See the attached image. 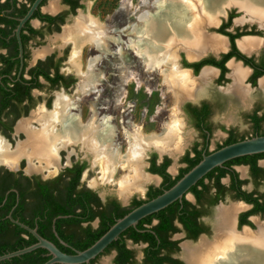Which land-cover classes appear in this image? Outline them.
Here are the masks:
<instances>
[{"label": "flooded vegetation", "instance_id": "flooded-vegetation-1", "mask_svg": "<svg viewBox=\"0 0 264 264\" xmlns=\"http://www.w3.org/2000/svg\"><path fill=\"white\" fill-rule=\"evenodd\" d=\"M83 1L84 0H42L40 4L37 6V8L34 10L31 17L23 24V26L20 29L19 38L22 49V57L20 58V48L17 39L16 29L20 21L26 16L28 11L32 7L35 0H0V5L5 6V8L3 9L1 8V14H0V18H4L0 20V31H1L0 34L1 33L3 34V36L0 35V82L3 85L4 84L6 85L5 89L9 93L8 95V94H2L0 92V112H2L0 115V137L3 138L9 144L10 148L15 147L14 146L15 142L11 138L13 130H15L16 134H19V136L22 138V141L17 142V144L22 143L26 139L25 134L22 131L17 132L16 130L17 125L20 122L28 120L30 122L31 127L33 128L38 127V124L32 119V114H34V112H36L37 110H42L44 111V113L51 112L53 109V103L58 95H61L62 97H65L67 98V100L70 101L68 113L71 114L72 116H76L77 120L79 121V124L81 125H86L89 122L91 123L93 119H94L93 121L94 123L98 124L99 122V124H101L100 119H103L104 117L108 119L107 122L109 121L110 124L115 127V134L111 139L113 147H115L116 145H118V147L120 148H123L125 145L127 146V138L125 136V133L131 132V130L133 131L136 127L140 129L139 130L140 133L138 135L139 137L145 135L144 133L141 132V128H140L141 126L143 131L144 129L143 123L138 126L135 125V122L133 121V117H135V113H137L140 108L139 107L140 102L138 100L140 99L139 96L142 90L136 89L137 92L134 93L135 95L129 96L130 93L129 82H128L129 79H126L125 83L124 80L120 84L119 76H117L116 73H113V71L107 70L108 68L109 69L115 68L117 64L115 58H113V56H111L110 53L106 54L107 57L111 56L114 62L108 61L104 63L103 60L101 59L106 56H101L100 52L97 51L94 46H92L89 42H84L78 44V48H79V54L77 55L78 59H76L74 62L71 61V52L74 47L73 37L71 36H75L73 32L76 31V26L78 24L81 23L84 25L85 23H88V21H90V22H98L100 25H104V29H105L104 39L108 42L107 46L109 47L111 53L115 51L116 46L114 42L109 40L106 36H109L110 34H112L113 36L115 35L113 34V30L115 29L116 31L123 30L128 26V18L125 20V17L121 18V15L116 20L112 19L108 25L103 24L99 19L89 14L85 15V13L82 11V9L84 8ZM90 1H91V8L95 10L96 8H98L97 7L98 4H101L103 2H104L103 4H106L107 0L104 1L90 0ZM111 2L112 3L114 2V4H112V6L110 7V11H113L114 10L113 5L118 4L119 2L122 3L121 8L124 9L127 13L132 9L131 8L132 6L129 1L122 2V0H109L108 3ZM124 3L128 5V6L126 5L127 6L126 8L123 7ZM231 11L227 12L226 18L219 23V27L216 29L215 36L220 37L225 41L224 49L218 51L209 50L206 53H204L202 57L199 56L194 59H189L186 53L182 50H181V54H179L180 57L179 59L180 63H178L179 68H181L182 70L189 71L194 79H196V77H198L199 74L206 67L212 68L207 70L212 71L213 76L206 84L202 86V88L199 91L196 92V94L192 98H188L181 103L180 110L183 113V115L186 117V119L189 120V122L191 123L197 134L199 135V140L191 144L190 149L186 150L184 154L181 155L179 160L181 166L177 170L176 174L175 172L171 173L169 171L170 165L167 167V173L172 178H175L180 173L181 169H184L186 167V164L183 161L185 156L188 155L190 158L194 157L195 148L201 152V158H202L203 154L207 155V153L210 154L211 152L217 150V147L224 144V142L227 139H229L231 136L235 137L238 140L241 138L244 139L252 138L255 130L254 128L256 127V123L253 122L252 120V117L254 116L261 119V122H259L260 123L259 127L261 131L264 133V107H262L259 104H256L251 108V110L242 114L244 120L247 122L249 126L248 133L244 134L243 132H241L239 127L234 125H230V124H225V126L218 125V128L224 133L225 137L222 139V141L216 143L213 150H210L209 148L212 132L215 129V125L213 124L212 117L215 110L218 109V107H220V104H222L223 101V97L219 92L214 93L215 96L212 101L198 100L201 91L205 89L207 86H209L211 79L215 78L213 87L217 91H220L219 88L225 87L227 83H231L227 88V92L224 93H230L227 95L236 98L237 100L236 103H238L240 108H243L244 102L249 99V91L251 89H256V88L258 90L259 86L264 84V69L262 67L259 66L257 67V69L262 71L263 75H261L257 79L254 78L255 82H253L252 76L254 75L255 69L249 65H246L243 61L237 60L234 57L230 58L225 62L224 67L226 69V72L223 74L222 79H221L222 72L218 67L207 64L201 65L197 70L195 67H193L194 64L201 63L206 59H214L215 61H219L223 55L227 54L231 50V43L229 38L218 32L222 24L228 21L229 15L234 13ZM97 15L99 16L100 14ZM233 20L234 18L231 21L230 27L226 29L227 32L232 34H235L236 32L248 33L246 35H241L240 37L235 39L236 49L245 57L253 59L254 64L262 65V61H264V43H261L258 40L261 39V36L263 34L261 30L263 29H258L256 23H254L255 26L254 25L243 26V27L235 26V28H232ZM82 21H86V22H82ZM240 22L242 21L240 20ZM109 27H112V30ZM66 32L69 34L66 35ZM205 32L207 34V31ZM250 32H253V34H249ZM120 36H123V38L125 39L127 38L128 40V36L125 35L124 31L120 32ZM244 38L255 40V42H257L258 44L256 46L257 48L255 47L254 49L251 50V52L242 51L238 46V41ZM15 46H17L16 51L14 50ZM85 51L87 54H89V56L85 54ZM128 51L129 50H126L125 52V60L127 63L130 62L129 58L131 56L130 52ZM132 53L134 54V57H136L133 51ZM97 56L100 57L96 61V63L94 64L91 70L94 73V77L89 78V81L87 82L88 86L85 88V90H82L81 87V81L83 79L82 74L88 72V62L90 58H95ZM137 59L140 61L139 63L141 64L142 60L139 58ZM230 63L238 64L241 67V69L246 71V76L242 79V85L248 91L246 99H240L237 94L229 90L233 84V79L231 77V70L229 67ZM19 82H21V84L24 85V87H26L25 92L22 93V99L20 101L16 100L15 98V94H16L15 88ZM12 90H14V92H11ZM120 93L121 95H119ZM1 96H4L6 100L8 99V97H10V100H8V102L3 103L1 101L2 98ZM130 98H132V100L135 101L134 104L130 103ZM39 101L44 102L43 106L38 107L36 108V110L31 112V110L36 107ZM204 106L206 107L205 113L204 114L202 113L203 116L201 117L203 119L202 121H199L201 117L199 118L198 115H196V112L194 111L197 110L198 112L199 111L201 112ZM2 109L3 111H1ZM93 109L95 110L94 111L95 114L93 113ZM132 112L133 114H131ZM178 114H179V110H178ZM178 114H177V118L179 120ZM181 122H180V127H181V132L183 134L182 130L184 129V122L182 120ZM57 126L59 127V124H57ZM185 144H186V140L183 142V148L185 147ZM151 148L154 149V153L150 154V156L146 159L148 164L146 171H144L143 168H144V157L147 150L145 151L144 157L142 159V164H143L142 170L148 178L150 177V180L144 182L139 188L134 187L131 189L132 192L130 195H132L135 192H142L144 187L147 186L145 187L146 192L144 198L135 197L136 199L139 200H144L146 198V194L151 187L157 188L162 183V178L159 175L152 174L148 171L151 166L153 155H155L156 157L154 159V162L157 166L162 165L165 159L170 160L169 157L172 156L167 154L166 152H161L157 150L153 146H151L149 149ZM78 149H80V151ZM182 150L179 153H181ZM157 152L164 153L161 159L159 158ZM82 154H85L84 158H82ZM172 157H176V156H172ZM89 158L93 161L95 160L93 153L87 151L85 147H82L81 141L71 140L69 144H66L65 147L60 148V150L58 151L57 153L58 163L56 166V171L53 173H49L48 171H42V172L33 171L30 172L32 175L27 176L24 172L26 169L25 165H27V161L24 158H20V160L16 163V166L14 168L18 167L17 171L15 172L10 171L8 169L9 167L5 165H0V170H2L1 174H3V171L12 172L15 175L20 173L25 177L36 178L41 181H51L60 176H67V175L69 176V174L76 176L77 174H79L78 188L79 189L86 188L96 193L90 188V187L98 186V185L94 186L95 185L94 182L91 183L90 187L85 186L81 182L82 174L86 170V166L88 164ZM170 164H171V160H170ZM257 166L260 168H264V159L258 160ZM240 167L246 168L247 171L246 174L248 175L247 179H242L241 173L237 171V168ZM231 169H233L237 173L238 180L243 181V184L239 186V190L247 194L254 193L253 196L260 197L261 202L264 203V191H261L259 189L260 185H264V174L263 173L252 174L249 165H236V166H232ZM52 170L53 169L50 168V171ZM127 171H128L127 169H123L124 173H126ZM150 174L159 177V181H156L155 177L151 176ZM43 176L45 178H43ZM230 176L231 175L227 174L224 178L221 179V184L226 188V190L223 200L219 201L216 205L211 206L208 204L209 195L204 199L205 201L202 200L201 203H197L195 196L189 191L182 198L188 201L189 203H191L192 205H196V208L202 213V215L196 218L195 224H198L200 228L208 229L207 234H209L210 227L209 225H207V223L204 220L210 214V211L213 209L215 210L216 206L220 202H224L227 197L232 199V196L237 193V191H231L229 189L231 186ZM224 181L226 182L225 184ZM151 182L157 183V185L155 186L148 185ZM204 182L208 183V180L205 179ZM247 182H250V184L252 185L250 189L245 188ZM10 193L14 195V196L12 195L10 196V201H12V198L14 197L13 199L15 200V204L9 207L8 204L6 205V202ZM209 194L212 196V198L218 196L216 189H212L211 192H209ZM96 195L100 198V196L97 193ZM130 195L126 199H123L120 196L119 197L123 200H127L130 197ZM188 195L191 196V199L187 197ZM19 198H20V193L16 189H9L5 192L2 202H0V216L1 214H3L4 220L10 221L8 219L9 214H11L12 218L14 217L13 211L15 210L17 204L19 203ZM108 199L109 200L115 199L122 207H128L134 198L129 202L127 206H123L120 200L114 197H107L104 200L100 198L102 203H106ZM234 201H239V200H234ZM248 205L250 207L247 208L245 212H242L238 215L237 228L239 229V231L235 229L236 232H241L244 229V228L242 229V226L239 225V219L241 214H244L253 208V205L251 204ZM244 208L246 207L244 206ZM204 211L205 213L207 212V214L203 215ZM252 216H259L261 218H264V213L263 214L258 213L256 215H251L247 217V221L251 224V228H253V223L250 221V218ZM13 219L20 222L19 219H15V218ZM99 221L100 219L98 218L92 221L90 223L91 227L93 229H96L99 226ZM94 222L96 223L95 226L93 225ZM22 224L30 229H36L37 231V225L34 226L33 224H24V223ZM156 224L157 221L154 220L151 225L147 226V228H150L151 226H154ZM182 224L183 223H181L177 217L174 218L173 225L177 228L178 231L172 234L169 239L172 242H177V248H178L177 252L175 253L173 252V254H171V258L179 260L181 264H184L183 260L181 259L183 255L184 260L186 261L184 253L182 254L181 252L180 244L182 243L181 241L176 240V238H178L180 236V233H182L183 235L182 240H186V241L190 240L196 242L201 235H207V234L203 233L199 235V237L196 240H192L188 238V233L184 229ZM81 226L84 228L87 226V224L84 223ZM243 226H248V225H243ZM62 230L63 233L65 234L71 233L73 235L76 234V236L81 235V233H79L78 231L76 233H72L73 229L71 230V228L67 226H63ZM251 231H256V230H251ZM52 232L54 236L57 239H59V236L55 231L53 224H52ZM55 233L58 237L55 235ZM31 236L32 235L28 231L19 227L16 224L13 223L0 224V252L1 251L8 252L18 243L21 242L26 243V241H30ZM32 238L34 237L32 236ZM202 240L208 243V242H212L213 238L211 240L201 239L200 241ZM200 241L194 246H190L188 244H182V248L183 245H188L190 248L196 247L198 246ZM129 244L132 246L141 245L143 247L141 261L139 262V264H143V259H144L143 250L146 248L147 243H133L132 240H126V247L129 250H132L129 248ZM110 253H113V259L111 264H114L116 251H111ZM178 254H180V258H178ZM104 255L106 254L103 252L96 259H94L95 261L92 264H97L99 258ZM136 263H137L136 255L134 252L133 264Z\"/></svg>", "mask_w": 264, "mask_h": 264}, {"label": "bare ground", "instance_id": "bare-ground-1", "mask_svg": "<svg viewBox=\"0 0 264 264\" xmlns=\"http://www.w3.org/2000/svg\"><path fill=\"white\" fill-rule=\"evenodd\" d=\"M139 3L130 17L133 20L129 21L128 26L123 30H113V36H106L116 46L113 53L104 39V25L90 21L83 25L79 22L81 25L78 24L73 32L75 36H71L74 41L71 61L78 59V44L89 42L101 56L110 53L116 59L115 68L121 84L129 76L131 65L125 60V52L133 50L137 58L142 60L146 70L158 69L176 107L179 102L181 104L184 100L192 98L213 76V72L206 69L194 79L189 71L182 70L177 65V52L183 50L189 59H194L209 50L224 49V39L206 34L205 27L217 26L225 7L239 8L248 21L256 22L264 28V0H141ZM149 6H153L155 11L147 10ZM130 14L127 13L128 16ZM121 31L128 36V41H122ZM67 34L69 33L66 32ZM132 34L133 38L129 37ZM257 45L255 40L249 38L238 41L239 48L244 52H251ZM99 57L90 58L88 72L82 74V90L88 86L89 78L94 77L91 70ZM229 67L233 78L229 90L240 99H246L248 91L241 83L246 71L234 63H230ZM69 102L67 98L58 95L51 112H34L32 119L38 124L36 128L31 127L28 120L20 122L16 130L22 131L26 139L15 148H10L0 137V165L14 169L20 158H24L27 161V173H53L56 171L57 153L60 148L65 147L71 140H79L82 147L93 153V165L99 166L102 183L113 180L117 167L128 170L118 181V194L126 199L132 188H139L150 180L142 170V159L147 149L153 146L172 156L182 150L184 139L180 127L181 120L177 118L178 110L175 106L171 120L165 122L161 133L139 137V130L126 132L127 151L121 156L112 146L111 139L115 134V127L107 122L108 119H100L101 124L94 123L93 119L91 123L81 125L76 116L68 113ZM94 111L93 109L95 114ZM50 168L53 170L50 171ZM93 182L94 186L99 185L98 181ZM243 209V205L238 203L219 208L214 221L213 241L206 243L202 240L193 248L183 245L187 264H264V225L254 219L256 229L258 227L256 231H251L248 227H244L241 232L235 231L236 215Z\"/></svg>", "mask_w": 264, "mask_h": 264}, {"label": "trees", "instance_id": "trees-1", "mask_svg": "<svg viewBox=\"0 0 264 264\" xmlns=\"http://www.w3.org/2000/svg\"><path fill=\"white\" fill-rule=\"evenodd\" d=\"M1 8L3 9L5 6L0 5V14ZM234 17V13L230 14L228 21L223 23L218 30L219 33L229 38L231 50L223 55L219 61L206 59L201 63L194 64L193 67H195L196 70L203 64L218 67L222 72V79L223 74L226 72L224 67L225 62L234 57L255 69L254 75L252 76V81L255 82V79L263 75L262 71L258 70L257 67L260 66L264 69V61H262V65L254 64L253 59L245 57L236 49L235 39L248 33L236 32L232 34L226 31V29L230 27ZM2 19L4 18H0V20ZM249 34H253V32ZM0 35L3 36L2 33ZM14 50H17V46L14 47ZM5 87L6 85L0 82V92L9 95ZM15 89V98L20 101L26 87L19 82ZM11 92H14V90ZM1 97L3 103L10 100V97H8L7 100L4 96ZM205 109L206 107L204 106L201 112L197 110L192 111L196 112V115L200 118L205 113ZM1 111H3V109ZM1 113L2 112H0V115ZM202 119L201 117L199 121H202ZM252 120L256 123L252 137L264 136V133L259 127L261 119L254 116ZM241 140H244V138L238 140L231 136L224 144L218 146L217 149ZM194 154L193 158H190L188 155L184 157L183 161L186 167L181 169L180 173L175 178H172L167 173L170 160L165 159L162 165L157 166L154 162L156 157L153 155L151 166L148 171L152 174L159 175L162 178V183L157 188L151 187L144 200L134 198L128 207H122L115 199H108L106 203H102L96 193L86 188L79 189V174L76 176L69 174V176H60L51 181H41L36 178L25 177L20 173L16 174V176L12 172L3 171V174H1L2 170H0V202H2L7 190L16 189L20 193V198L17 207L13 211V218L19 219V221L24 224L37 225V232L43 238L53 242L60 251L73 254V249L82 251L91 246L112 224H114L116 219L123 217L132 209L157 197L164 190L172 187L186 172L201 160V152L196 148L194 149ZM261 159H264V153L228 161L224 163L222 168H215L210 171L199 180L189 192L195 196L197 203H201V201L209 195L208 204L211 206L216 205L219 201L223 200L226 190L221 184V179L227 174L231 175V186L229 189L231 191H237V193L235 192L236 194L232 196V199L253 205L250 211L240 215L239 225H248L251 227V224L247 221V217L258 213L263 214L264 203L261 202L260 197H254V193L247 194L239 190V186L243 184V181L238 180L237 173L231 168L236 165H249L252 174H264V168L257 166V161ZM205 179L208 180V183L204 182ZM212 189L217 190L218 196H215V198H212L209 194ZM11 195L14 196L10 193L6 202V205L8 204L9 207L15 204L14 197L12 201H10ZM204 214H207V212L205 213L204 211L203 215ZM200 215H202V213L196 208V205H192L185 199H182L181 203L176 201L167 208L140 220L135 228H128L116 241L112 242L104 250V253L109 254L111 251H116L114 264H133L134 252L126 247V240H132L133 243H147L146 248L143 250V264H181L179 260L171 258V254L178 251L177 242H172L169 239L172 234L178 231L173 225V220L177 217L178 220L183 223L182 225L188 233V238L196 240L199 235L208 233V229L200 228L198 224H195L196 218ZM3 216L4 215L1 214L0 224H12L10 221L4 220ZM58 216L68 217L57 219ZM97 218L100 219L99 226L93 229L90 223ZM53 220H55L54 224ZM154 220L157 221V224L147 228ZM84 223H86L87 226L83 228L81 225ZM52 224L54 225L59 239H57L52 232ZM63 226H67L71 228V230L73 229L72 233L78 231L81 235L76 236V234L73 235L71 233L65 234L62 230ZM60 240L65 242L67 246L62 245ZM35 242L36 240L31 236L30 241L18 243L8 252L1 251L0 256L23 249ZM46 254L47 252L45 250L37 249L22 256L2 261L0 264H43L50 258L47 257ZM94 261L95 260H92L89 264H92Z\"/></svg>", "mask_w": 264, "mask_h": 264}, {"label": "rangeland", "instance_id": "rangeland-1", "mask_svg": "<svg viewBox=\"0 0 264 264\" xmlns=\"http://www.w3.org/2000/svg\"><path fill=\"white\" fill-rule=\"evenodd\" d=\"M101 1H104V0H101ZM107 1L109 2V0H107ZM107 1H106V4H103L104 2L101 4H98V6H97L98 8H96V9L94 8L95 10H93V8H91V1L90 0H84L83 1L84 8L82 9V11L85 13V15L89 14V15L99 19L105 25H108L112 19H114V20L118 19V17L120 15H121V18L125 17V20L128 18V23H129V21L133 20V18H130L131 15L140 5V3H139L140 0H122V2L123 1H129L131 6H132L131 11H128L131 14L128 16L127 12L121 8V5H122L121 2L113 5L114 10L110 11V7L112 6V4H114L115 1L113 3L112 2L108 3ZM126 5L127 4L124 3L123 7L126 8L128 6V5L127 6ZM129 8H130V5H129ZM146 9L149 10L150 12L155 11L153 6H149ZM239 10H240L239 8H236L234 6L233 7H226L224 9V14L219 16V23L221 21H223V19L226 18L227 12L231 11V12L235 13V17H234V20L232 23V28H235L234 22L237 20H239V21L242 20V22L241 23L238 22V24H236V27L252 26V25L255 26L254 23H256V22L251 23L250 21H248V18L245 16L243 11H239ZM97 14H100V15L98 16ZM219 23L217 24V26L215 25V26H211V27L210 26L205 27L206 28L205 31H207V34L215 36L216 35V28L219 26ZM109 28L112 30V27H109ZM261 32L263 34L261 36V39L258 41L261 43H264L263 42L264 41V31L261 30ZM109 36H112V34H110ZM120 37H121L122 41H124V42L128 41L127 38L125 39V38H123V36H120ZM129 37L133 38V34L129 35ZM260 48H262V47H260ZM132 51L133 50L128 51V52H130V55H131L129 58L130 62H128V63L131 65H130V69H129V71H130L129 76L127 78H125L124 83L126 82V79H129V81H128L129 82V88H130L129 96L135 95L134 93L137 92L136 89L142 90L141 94L139 96L140 99L138 100L140 102V106H139L140 108H139L138 112L135 113V117H133V121L135 122V125L139 126L143 123V125H144L143 131H142L141 126H140V128H141V132L144 133L145 135L159 134L162 132V128H163V125L165 124V122L171 120V116H172V112L174 110V106L177 110H179V114H178L179 119L184 122V129H183V139L184 140H183V142L186 140L185 147L184 148L182 147L183 148L182 152L177 154L176 157H172V156L169 157L171 160V164H170L169 169L174 168V172L176 174L177 170L181 166L180 161H179L181 155L184 154V152L186 150L190 149L191 144H193L195 141L199 140V135L197 134V132L195 131V129L193 128V126L191 125L189 120L186 119V117L181 112V110H180L181 104L179 105L180 102L178 103L179 107H178V105L176 107L175 102L173 101V98H172V94L169 90H167V88L163 82V78L160 76V74L158 72V69H155L153 71L146 70V68L142 65V63L141 64L139 63L140 61L137 59V55H135L136 57H134V54L132 53ZM85 54L87 56H89V54H87L86 51H85ZM177 54H178L177 65L179 66V64H178V63H180L179 54H181V50H178ZM101 60H103L104 63H106L108 61L114 62L113 58L111 56L107 57V55H106V57L102 58ZM107 70L113 71V73H116V75H117L116 68H112V69L108 68ZM108 75H110V74H108ZM214 81H215V78L211 79L209 86H207L205 89H203L201 91L200 97L198 98V100H211L212 101L214 96H215L214 95L215 92H219L223 97L222 104H220V107H218V109L215 110L213 117H212V121H213V124L215 125V129L212 132V136H211V140H210V147H209L210 150H213L216 143L222 141V139L225 137L224 133L218 128V125H224V126H225V124L234 125V126L239 127L241 132H243L244 134L248 133L249 126H248L247 122L244 120L242 114L251 110V108L256 104H259L262 107H264V84L259 86L258 90H257V88L251 89V90L249 89L250 90L249 91V99L244 102L243 108H240L238 103H236V101H237L236 98L227 95L230 93H224L221 90L223 88L227 89L231 83H227V85L225 87H221V88H219L220 91H217L213 87ZM241 83H242V81H241ZM131 89H132V91H131ZM246 91H247V89H246ZM119 95H121V93ZM134 102L135 101H133L132 98H130V103L134 104ZM43 104H44L43 101H39L37 103L36 107L31 110V112L36 110V108L43 106ZM31 112H30V114H31ZM131 114H133V112ZM135 130H140V129L136 127L133 131L135 132ZM133 131L131 130V132H133ZM11 138L15 142L14 146H16L17 142L22 141V138L19 136V134H16L15 130H13ZM115 149L118 150L119 155L123 156V155H125V153L127 151V146L125 145L123 148H120V147H118V145H116ZM78 150L80 151V149H78ZM152 153H154L153 148L147 149V151L145 153V157H144V168H143L144 171L147 170L146 168L148 165L146 159ZM84 157H85V154H82V158H84ZM88 160L89 161H88V164L86 166V170L82 174L81 182L85 186L90 187L91 183H93V181L96 180L99 182V185L96 187H90V188L93 191H95L99 196H101V198L103 200L106 199L107 197H114V198L118 199V197H119L118 192H117V190L119 191L118 181H119V178H122L123 174H125L123 172V169L121 167H117L116 171L113 174V180L111 182L102 183L100 180L101 173H100L99 166L93 165V160H91L90 158ZM26 167H27V165H25V168ZM241 170H244V173H242ZM237 171L239 173H241L242 179L248 178V175L246 174L247 173L246 168L240 167V168H237ZM30 175H32V174H30ZM43 178H45V177L43 176ZM225 183L226 182L224 181V184ZM148 185H154L155 186V185H157V183L151 182ZM145 187H147V186H145ZM145 187H144L142 192H135L132 195H130L126 206L135 197L136 198H144L145 192H146ZM251 187H252V185L250 184V182H247L245 188L250 189ZM259 189L261 191H264V185H260ZM187 197L189 199H191L190 195H188ZM235 202H237V201H234V200L227 197L226 200L223 202V205L229 206L230 204H233V203L236 204ZM246 210H247V208H245L242 211H239V214L242 212H245ZM215 216H216L215 210L213 209L210 211V214L204 220L207 223V225H209V227H210L209 234H207L205 236L208 240H211L214 236L213 227H214ZM254 219H256L257 222L262 223L264 225V218H261L259 216H255L254 218H252V220L254 221ZM254 223H253V228H251V229L257 230L258 227L256 229L257 225L255 226ZM93 225L95 226L96 223L94 222ZM240 230H242V229H240ZM182 238H183V235H182V233H180V236L178 238H176V240L181 241V243H185L186 240H182ZM200 238H202V237H200ZM197 242L198 241H196L194 243H197ZM129 248L135 252L136 261H137L136 264H139V262L141 261V255H142V248L143 247L141 245L132 246L129 244ZM178 258H180V254H178ZM112 259H113V253L106 254V255L99 258L97 264H111Z\"/></svg>", "mask_w": 264, "mask_h": 264}, {"label": "water", "instance_id": "water-1", "mask_svg": "<svg viewBox=\"0 0 264 264\" xmlns=\"http://www.w3.org/2000/svg\"><path fill=\"white\" fill-rule=\"evenodd\" d=\"M41 1L42 0H35L32 7L30 8L26 16L20 21L16 29L17 39H18L19 48H20V58L22 57V49H21V43H20V38H19L20 29L23 26V24L31 17L34 10L37 8V6L40 4ZM227 7H233V6H227ZM238 22L241 23L239 20H237L234 22V25L236 26ZM251 23H254V22H251ZM257 27L258 29L264 30V28L260 27L258 24H257ZM202 56L203 55H201L200 57ZM205 69H212V68L206 67ZM221 90L223 92H227L226 88H223ZM157 153L159 155V158L161 159L164 153H159V152ZM263 153H264V136H255L252 138L244 139V140L223 146L211 152L210 154H207V155L203 154L201 160L195 166H193L188 172H186L172 187H170L167 190H164L157 197L134 208L133 210H131L129 213H127L123 217L116 219L114 224H112L109 227V229L98 240H96L91 246H89L88 248L82 251L73 250V254H67V253L60 251L59 248L53 242L41 237L37 233L36 229H30L24 226L22 223L18 222L17 220H14L11 214H9L8 219L10 220V222L28 231L35 238L36 242L23 249L0 256V262L22 256L24 254L35 251L37 249H43L47 252L46 256L50 257L43 264H89L90 261L96 259L99 255H101L104 252V250L112 242L116 241L120 237V235L123 232H125L128 228L136 227V225L139 223L140 220L167 208L169 205L173 204L176 201L181 202L182 198L188 193V191L193 186H195L199 180H201L205 175H207L213 169L221 168L224 165V163L231 161L233 159H236V158L263 154ZM8 169L10 171L15 172L18 170V167L14 169H10V168ZM169 171L171 173H174V168L169 169ZM24 172L27 176L31 174V173H27L26 171ZM151 176L155 177L156 181H159V177L154 176V175H151ZM118 199L120 200L123 206H126L129 198L127 200H123L120 197H118ZM235 203L242 204L246 208L250 207L248 204L242 201H237ZM223 206H224L223 202H220L216 206L215 215L218 209ZM238 214L236 215V218H235L234 227L236 230L239 231V229H237ZM67 217L68 216H58L57 219L67 218ZM254 217L255 216H252L250 218V221L252 223H254L252 220V218ZM54 222L55 220H53V224ZM244 227H248L251 229V227L249 226H242V229ZM213 234H214V227H213ZM205 236L206 235H201L200 237L202 238L199 237L200 239H198L197 241L199 242L201 239H207ZM60 243L64 246H67L62 240H60ZM197 243H194L193 241L189 240L182 244H188L190 246H194ZM182 244H180V247H181V252L183 254ZM181 258L184 264H186V261L184 260L183 255Z\"/></svg>", "mask_w": 264, "mask_h": 264}]
</instances>
